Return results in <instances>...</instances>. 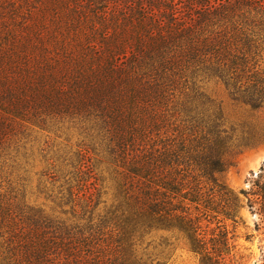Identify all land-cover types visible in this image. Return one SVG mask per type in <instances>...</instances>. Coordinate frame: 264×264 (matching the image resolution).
<instances>
[{
	"label": "trees",
	"instance_id": "16d2710c",
	"mask_svg": "<svg viewBox=\"0 0 264 264\" xmlns=\"http://www.w3.org/2000/svg\"><path fill=\"white\" fill-rule=\"evenodd\" d=\"M22 1L0 4V158L22 128L70 118L123 171L111 221L96 225H113L107 257L94 224L54 222L0 191L4 264H162L152 249L178 241L199 264H246L242 210L264 234V166L239 192L219 179L231 137L199 83L264 112V0ZM80 147L69 193L87 210L102 190Z\"/></svg>",
	"mask_w": 264,
	"mask_h": 264
},
{
	"label": "rangeland",
	"instance_id": "374dc122",
	"mask_svg": "<svg viewBox=\"0 0 264 264\" xmlns=\"http://www.w3.org/2000/svg\"><path fill=\"white\" fill-rule=\"evenodd\" d=\"M2 1L4 0H0V4ZM28 1L32 4L36 2ZM21 4L22 10L29 8L24 0ZM199 85L201 91L220 106L224 127L231 137L227 151L231 164L224 173L217 176L237 192L248 189L264 166V112L253 111L242 102L232 100L225 86L215 78L205 79ZM49 120L47 128L26 126L13 137L0 158V191L6 193V197L19 207L54 222L68 226L94 224L86 232L95 238H105L106 242L101 244L109 247L105 254L106 257L110 256L114 251V246L111 245L114 244L113 239L110 238L113 225L107 226L105 233L96 228V225L105 220L111 221L109 212L121 191L119 182L123 167L120 162H113L106 152L100 153L101 147L93 146L94 143L73 119L52 117ZM180 129L181 122L176 120L169 137L180 135ZM251 133L258 141L247 146L245 140ZM176 141L179 144V139ZM82 142L92 147L89 154L97 179H91L90 182L95 181L96 186L102 190L99 202L87 210L74 205L77 201H73L69 193V187L76 183V153ZM242 215L249 225L248 230L254 234L252 241L243 238L239 241L246 253H252L246 264H260V245L264 244V234L254 230L253 219L246 209L242 210ZM158 236L159 234L153 239L158 240ZM2 241L0 237V264H4ZM152 252L162 264H199L197 257L182 241L170 246H158Z\"/></svg>",
	"mask_w": 264,
	"mask_h": 264
}]
</instances>
